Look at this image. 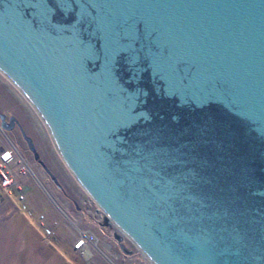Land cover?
<instances>
[{"label":"water","instance_id":"1","mask_svg":"<svg viewBox=\"0 0 264 264\" xmlns=\"http://www.w3.org/2000/svg\"><path fill=\"white\" fill-rule=\"evenodd\" d=\"M0 74L151 264H264V217L242 210L239 176L264 174V0H0ZM155 100L226 118L229 165L186 167L148 130ZM16 123L0 115L5 132Z\"/></svg>","mask_w":264,"mask_h":264},{"label":"rangeland","instance_id":"2","mask_svg":"<svg viewBox=\"0 0 264 264\" xmlns=\"http://www.w3.org/2000/svg\"><path fill=\"white\" fill-rule=\"evenodd\" d=\"M0 115L18 121L40 161L56 179L54 182L34 160L18 128L6 132L34 176H18L23 202L18 201L16 191L9 196L0 188V264H149L76 182L42 119L1 74ZM77 229L89 230L97 238L90 259L71 247Z\"/></svg>","mask_w":264,"mask_h":264},{"label":"flooded vegetation","instance_id":"3","mask_svg":"<svg viewBox=\"0 0 264 264\" xmlns=\"http://www.w3.org/2000/svg\"><path fill=\"white\" fill-rule=\"evenodd\" d=\"M149 108L152 109L153 122L149 124L148 130L157 136L164 133L163 137L168 139V147L177 149L179 153L184 155V160L188 163L186 167L204 171L203 168L206 169L207 163L210 168L212 164L217 166V170H221L219 167L222 164L229 165L228 160L232 157L234 150L232 148L234 146L231 147L230 145L231 143L234 145L231 139L233 135L231 134L232 124L230 131L222 130L221 125L215 119L211 122L207 119L205 110L194 112L188 109L178 110L174 101L155 100L150 103ZM156 110L157 112H154ZM10 118H5L6 123H9ZM15 128L21 130L18 121L10 132ZM225 141L229 148L227 146L223 148ZM206 145L212 147V151L204 152ZM256 173L259 175L258 177H254L252 165L241 168L239 176H243L241 182L246 194L241 208L243 211H250L251 213L257 211L259 215L264 217V196L257 197L255 195V193L264 192V174L258 173V171ZM256 216L258 215H252V217Z\"/></svg>","mask_w":264,"mask_h":264},{"label":"built area","instance_id":"4","mask_svg":"<svg viewBox=\"0 0 264 264\" xmlns=\"http://www.w3.org/2000/svg\"><path fill=\"white\" fill-rule=\"evenodd\" d=\"M33 175L27 160L21 155L17 146L7 137V133L0 127V188L10 195L12 191L18 193V201L25 199L18 176ZM43 216H40V220ZM77 238L73 243V250L90 259L92 248H97V238L89 230L77 229ZM89 254V256H88ZM151 264L149 261H147Z\"/></svg>","mask_w":264,"mask_h":264},{"label":"trees","instance_id":"5","mask_svg":"<svg viewBox=\"0 0 264 264\" xmlns=\"http://www.w3.org/2000/svg\"><path fill=\"white\" fill-rule=\"evenodd\" d=\"M217 112V111H216ZM214 119L217 121V122H219V124L221 125V128H223V126H225V123H227L228 121H226L225 119L226 118H223V117H220V116H218V118L216 117V116H214ZM220 122H222V123H220ZM223 130V129H222ZM242 140V139H241ZM231 145V147L232 146H234L232 143L230 144ZM227 146V148H229V145L226 143V141L225 142H223V148L224 147H226ZM233 148V147H232ZM231 149V148H230ZM204 150H206V151H212V147H210V146H208V145H206L205 146V148H204ZM254 165V164H253ZM50 172V171H49ZM50 174V173H49ZM48 176H50V175H48ZM259 175L257 174V173H255V175H254V177H258ZM51 177V176H50Z\"/></svg>","mask_w":264,"mask_h":264},{"label":"crops","instance_id":"6","mask_svg":"<svg viewBox=\"0 0 264 264\" xmlns=\"http://www.w3.org/2000/svg\"><path fill=\"white\" fill-rule=\"evenodd\" d=\"M10 196V195H9ZM74 243V242H73ZM73 243H71V247H73ZM75 252V251H74ZM77 253V252H76Z\"/></svg>","mask_w":264,"mask_h":264},{"label":"bare ground","instance_id":"7","mask_svg":"<svg viewBox=\"0 0 264 264\" xmlns=\"http://www.w3.org/2000/svg\"><path fill=\"white\" fill-rule=\"evenodd\" d=\"M118 231V230H117ZM88 256H89V254H88Z\"/></svg>","mask_w":264,"mask_h":264}]
</instances>
